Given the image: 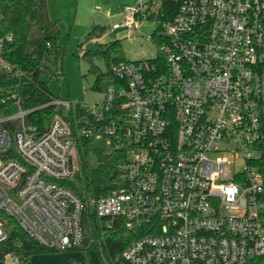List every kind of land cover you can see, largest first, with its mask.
Wrapping results in <instances>:
<instances>
[{
    "label": "built area",
    "instance_id": "2783aa9c",
    "mask_svg": "<svg viewBox=\"0 0 264 264\" xmlns=\"http://www.w3.org/2000/svg\"><path fill=\"white\" fill-rule=\"evenodd\" d=\"M117 13L109 30L154 23L153 58L114 64L102 99H54L68 113L43 132L18 101L0 116V244L7 215L44 247L82 245L88 202L65 182L91 141L123 155L93 212L147 229L128 264H264V0H136Z\"/></svg>",
    "mask_w": 264,
    "mask_h": 264
},
{
    "label": "trees",
    "instance_id": "16d2710c",
    "mask_svg": "<svg viewBox=\"0 0 264 264\" xmlns=\"http://www.w3.org/2000/svg\"><path fill=\"white\" fill-rule=\"evenodd\" d=\"M103 32V27L94 26L85 41ZM61 36L59 20L50 18L46 0H0V37L3 39L0 55L8 64L6 68L0 67V116L18 101L22 108L32 109L26 114L25 123L39 132L45 131L56 115L66 116L63 107L52 103L59 96L48 87L49 80L64 77L63 58L67 47L66 43H60ZM46 57L52 59L54 72L45 65ZM81 57L89 62L88 71L94 76L92 88L97 91L103 90L113 78L111 67L127 60L119 40L86 50ZM95 57L104 60L105 70L101 71L92 63ZM89 151L95 153L98 161L90 176L86 175L83 163L81 175H77L75 182H65L88 202L83 212V228L88 236L82 244L95 251L98 264H128L123 252L147 232L146 227L128 229L121 219L98 217L89 204V199L107 194L118 186L117 163L123 155L119 151L105 153L91 141H85L84 152ZM5 229L8 236L0 244V264L7 252L17 256L22 264H28L34 255L57 252L38 244L7 215Z\"/></svg>",
    "mask_w": 264,
    "mask_h": 264
},
{
    "label": "rangeland",
    "instance_id": "374dc122",
    "mask_svg": "<svg viewBox=\"0 0 264 264\" xmlns=\"http://www.w3.org/2000/svg\"><path fill=\"white\" fill-rule=\"evenodd\" d=\"M136 0H89L92 8V20L86 33L80 38H69L65 36L67 53L63 58L64 77L53 78L48 81V87L52 93L61 98L70 99L71 101L92 102L103 98L101 91L92 88L94 76L89 73V62L81 57L86 50H91L106 43L119 40L127 60H140L153 58L156 54V44L151 39V34L155 28L152 21H145L137 28L127 30L125 28L109 30L114 22L121 20L117 13L124 4H133ZM94 26L104 28V32L96 38L85 41L86 34ZM68 33V29L66 31ZM69 34V33H68ZM44 63L49 71L54 72V64L50 57L44 59ZM92 63L101 71L105 70V62L102 58H93ZM63 113L67 114L68 110L63 107ZM97 145H102L99 141ZM81 159L86 165V175L90 176L91 170L98 164L96 155L93 151L85 153L81 151L76 153V165H80ZM81 167V165H80ZM92 199V198H91ZM94 199V198H93ZM90 201V199H89ZM85 238L88 236L84 232ZM84 238V239H85ZM88 244V243H87ZM82 244L76 248L57 250L48 254H39L31 257L28 264H98L97 256L93 249L86 248Z\"/></svg>",
    "mask_w": 264,
    "mask_h": 264
},
{
    "label": "crops",
    "instance_id": "0c3cea01",
    "mask_svg": "<svg viewBox=\"0 0 264 264\" xmlns=\"http://www.w3.org/2000/svg\"><path fill=\"white\" fill-rule=\"evenodd\" d=\"M48 14L52 19L59 20L62 29L60 43L69 38H80L90 26L92 8L89 0H46ZM68 29V33L66 32Z\"/></svg>",
    "mask_w": 264,
    "mask_h": 264
},
{
    "label": "water",
    "instance_id": "95a60500",
    "mask_svg": "<svg viewBox=\"0 0 264 264\" xmlns=\"http://www.w3.org/2000/svg\"><path fill=\"white\" fill-rule=\"evenodd\" d=\"M57 111H59V108L57 109ZM7 152H10V150H8Z\"/></svg>",
    "mask_w": 264,
    "mask_h": 264
}]
</instances>
